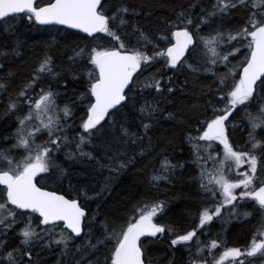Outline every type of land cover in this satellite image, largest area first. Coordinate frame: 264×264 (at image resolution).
Wrapping results in <instances>:
<instances>
[{"label":"snow or ice","instance_id":"snow-or-ice-1","mask_svg":"<svg viewBox=\"0 0 264 264\" xmlns=\"http://www.w3.org/2000/svg\"><path fill=\"white\" fill-rule=\"evenodd\" d=\"M197 7L198 15L193 12ZM239 9L246 13L239 27L200 35L204 26L215 19L222 23ZM172 12L161 29L150 33L132 22L131 17L141 13L129 0H0V23L21 17L39 25L78 30L88 41L68 57L70 67L79 65L78 71L71 72L72 80L79 83L85 78L84 91L76 97L79 104L72 101L61 106V93L51 83L36 93L38 82L45 78L62 81L65 87L68 83L48 53L19 88L0 81L2 115L14 116L16 123L13 142L9 144L7 136L0 139L5 145L0 146V264H42L40 253L53 247L60 249L61 256L71 257L58 259L57 264H152L146 257L147 245L168 237L171 249L180 246L189 252L187 264H264V0H208L207 7L198 0ZM198 47L205 64L212 68L222 64L226 69L213 71L216 88L207 101L208 109L202 119H196L195 135L188 132L185 138L192 162L200 168V187L208 203L198 210L195 225L180 232L177 226L160 222L165 201L143 197L118 218L120 223L100 222L101 231L94 235L96 213L88 209L91 197L71 185L62 187L59 181L66 170L53 154L70 149L64 152L68 159L87 157L114 173L135 167L137 159L155 149L148 136L153 125L160 118L175 119L171 112L163 116L161 101L155 97L164 100L171 95L175 76L184 68L200 70L188 62ZM157 64L155 72L144 75ZM138 99L143 102L138 104ZM77 107L83 115L76 136L70 139L68 120ZM126 108L139 113L136 130L126 126ZM240 125L247 129V140L234 145L229 126ZM97 139L102 141L106 163L85 151ZM208 161H212L211 169ZM244 165L247 168L240 171ZM176 167L161 155L148 175V185L158 188L170 183ZM48 180H54L56 187L50 189ZM249 207L251 211H241ZM225 210L237 220L258 213V226L247 245L228 246L219 237L207 242L199 239L198 233L204 234L214 219H222ZM82 234L94 235L95 242L89 239L86 248L74 244ZM102 249L101 258L97 253Z\"/></svg>","mask_w":264,"mask_h":264},{"label":"trees","instance_id":"trees-1","mask_svg":"<svg viewBox=\"0 0 264 264\" xmlns=\"http://www.w3.org/2000/svg\"><path fill=\"white\" fill-rule=\"evenodd\" d=\"M129 2L141 13L139 16L131 17L132 22L138 24L146 32L155 33L163 27L164 19L173 15V8L179 10L181 5L187 7L190 4H197L198 0H129ZM204 6H208V0H204ZM193 12L198 15L200 8H194ZM245 16L246 13L243 9L235 10L230 16L224 18L222 23L219 19H215L210 26H204L200 35H206L216 28L226 32L239 27ZM83 36L84 34L78 31L64 30V27L61 26H43L21 17L0 23V81L10 82L11 89L19 88L31 78L32 70L38 61L45 53H48L56 61L63 80H67L68 83L65 87L62 81L58 84L45 78L38 82L36 93L39 92L40 87L47 88L51 83L52 88L61 93L58 101L61 106L66 102L71 104L72 101L79 104L76 97L84 91L83 81L85 78L81 77L79 83L72 80L71 72L78 71L79 65L70 67L68 57L72 55L77 46L83 47L88 43L82 38ZM199 53L200 48L198 47L196 53L189 56L188 62L200 70L193 72L184 68L175 76L176 88L174 92L164 100H161L159 96L155 97L156 100L161 101L160 106L164 109L163 116L166 117L171 112L175 119L160 118L158 123L153 125L148 136L152 138L155 149H149V154H146L143 159H137L135 167L114 173L108 169L100 168L96 160L87 157L68 159L64 152L70 149L53 154L56 162L66 170V175L59 181L62 187L69 189V185H71L82 189L91 197L88 200V209L90 214L96 213L95 226L92 229L94 235H99L101 231L100 222L108 219L117 224L120 223L118 218L128 214L132 205L143 197L165 201L166 207L160 216V222L171 223L177 226L180 232L190 230L195 225L198 210L208 203L200 187V168L192 162V149L185 138L188 132L195 135L196 119L198 117L202 119L201 114L208 109L207 101L212 98L211 93L216 88L213 71L222 73L226 69L222 64H218L215 68L205 64V57ZM232 63H238V59L233 60ZM159 67V64L155 65L148 69L144 75L147 76L149 73L155 72ZM205 68L212 70L206 72ZM169 75L172 73L170 72ZM140 79L143 80L144 77L142 76ZM30 95H34V93H30ZM151 98L149 96V99ZM142 102L138 99V104ZM2 111V106H0V139L7 136L10 138L8 141L10 144L13 142L11 137L16 127L15 117H3ZM124 112L128 121L126 126L131 125L133 130H136V125L139 124V113L130 110V108L124 109ZM82 115L81 107H77L73 117L68 120V124L72 125L67 129L70 139L76 136ZM242 115V112L237 115V123ZM117 119L120 123L125 122L121 117H117ZM106 138L111 139V136ZM229 139L234 145H243L247 140L246 127L240 125L233 129L229 126ZM37 142L39 143L40 140ZM144 144H148L147 137L144 139ZM0 146L5 145L0 144ZM133 147L137 152L139 151L138 146ZM85 151L92 152L93 156L101 162H107L101 140H94L93 145L87 147ZM131 151L132 149L129 148L130 154ZM21 154L22 150L20 153H16L17 159ZM161 155L169 157L177 167L170 178V183L164 182L158 188H152L147 183L148 175L152 168L158 165ZM181 164L183 167L180 166ZM208 164L213 166L212 161H208ZM47 186L51 189L56 187V183L54 180H48ZM246 210L251 211L252 209L250 207L241 209L242 212ZM258 219L257 213L248 219L237 220L231 218L228 211L225 210L222 219H214L205 228L204 234L198 233V236L205 242L219 237L226 241L228 246L247 245L258 226ZM94 235L85 236L82 234L73 243L84 245L86 248L89 239L93 243L95 242ZM170 238H165L163 242L157 241L147 245L146 257L152 261V264H169L170 261L172 264H187L189 252L180 246H177L175 250L171 249L168 244ZM13 243H16L14 238ZM194 251L195 249H193ZM104 254V249L97 253L101 258ZM219 254V251L216 252L217 257ZM78 257L79 253H77ZM208 257L211 260L212 257ZM39 259L42 264H57L58 259L67 261L71 257L61 256L60 249L53 247L51 250L45 249L41 252ZM256 264H259V261H256Z\"/></svg>","mask_w":264,"mask_h":264},{"label":"rangeland","instance_id":"rangeland-1","mask_svg":"<svg viewBox=\"0 0 264 264\" xmlns=\"http://www.w3.org/2000/svg\"><path fill=\"white\" fill-rule=\"evenodd\" d=\"M220 147H221V148H220V151H221V153H222V146H220ZM207 167H208L209 169H211L213 166L207 164ZM242 168H243V167H242ZM242 168H241V169H242ZM246 168H247V165H245L244 168H243L242 170L240 169V171H243V170L246 169ZM207 258H210V257H207ZM211 259H212V258H211Z\"/></svg>","mask_w":264,"mask_h":264},{"label":"water","instance_id":"water-1","mask_svg":"<svg viewBox=\"0 0 264 264\" xmlns=\"http://www.w3.org/2000/svg\"><path fill=\"white\" fill-rule=\"evenodd\" d=\"M43 26H48V25H43ZM61 27H64V26H61ZM73 31H78V30H73Z\"/></svg>","mask_w":264,"mask_h":264}]
</instances>
